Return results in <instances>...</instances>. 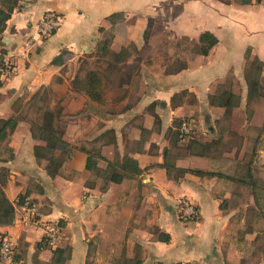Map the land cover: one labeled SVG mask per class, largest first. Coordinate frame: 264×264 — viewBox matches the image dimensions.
Returning <instances> with one entry per match:
<instances>
[{"label":"crops","instance_id":"0c3cea01","mask_svg":"<svg viewBox=\"0 0 264 264\" xmlns=\"http://www.w3.org/2000/svg\"><path fill=\"white\" fill-rule=\"evenodd\" d=\"M18 1L0 35V120L50 93L74 149L51 178L47 161L35 156L45 144L28 121L0 142V153H10L0 157V188L14 208L13 222H0V238L15 242V261L264 264V68L259 75L251 65H264V0ZM48 14L62 23L43 39L38 27ZM155 27L167 32L171 50L185 42L192 55L169 49L163 57ZM204 34L218 41L207 57L197 53ZM105 41L112 53L128 52L119 70L101 59ZM85 59L120 76L103 78L101 101L78 87ZM255 81L259 94L249 95ZM183 198L197 207L198 221L180 218ZM27 203L38 223L28 219ZM50 224L60 228L55 246L44 241Z\"/></svg>","mask_w":264,"mask_h":264},{"label":"trees","instance_id":"16d2710c","mask_svg":"<svg viewBox=\"0 0 264 264\" xmlns=\"http://www.w3.org/2000/svg\"><path fill=\"white\" fill-rule=\"evenodd\" d=\"M0 35H2L7 27V22L11 18L13 12L19 9L18 0H0ZM46 39V38H45ZM200 47L197 49L198 54L207 57L210 51L217 45L218 41L211 34H204L200 38ZM109 41H105L100 49V52L103 53V58L107 69L119 70L121 63H124L127 59V50H122L119 54L112 53L109 49ZM253 68L261 74L264 65L255 60L251 63ZM2 70V68H0ZM0 70V71H1ZM105 77V73H100L98 71H90L85 77L84 81L81 82L83 90L86 94L93 99L94 101H101L102 97V82ZM1 78V72H0ZM259 81L253 82L249 85V95L252 93L259 94ZM250 83V82H249ZM2 82L0 80V87ZM47 91V90H46ZM33 99H36L33 98ZM231 97H227V101L223 104V107L227 109V112L231 111L233 104L230 100ZM211 105L216 106V102L211 98ZM62 113V109L59 111H54V108L49 107H40L39 114L41 115V122H35L34 120H29L25 117L17 116L9 120H0V142L7 140L9 133L13 131L19 122L28 121L32 128L33 137L45 144L44 147L39 146L35 148V156L37 159H43L47 161L48 165L46 167L47 174L51 178H55L60 174V171L64 163L70 159L72 150L74 149L70 144H68L63 139V131L60 129L58 122ZM87 161V170L94 168L95 163L92 160V155L88 153ZM166 167V166H165ZM167 168V167H166ZM168 171L169 168H167ZM112 182L120 183L121 178H116L115 176L111 178ZM20 203H25V196H21ZM264 219V216H263ZM14 220V208L5 198L1 188H0V222L6 225H10ZM48 243L47 239L44 240ZM169 241V239H167ZM42 244H39L37 247H42ZM56 255L62 256L65 251L57 249L54 251Z\"/></svg>","mask_w":264,"mask_h":264},{"label":"built area","instance_id":"2783aa9c","mask_svg":"<svg viewBox=\"0 0 264 264\" xmlns=\"http://www.w3.org/2000/svg\"><path fill=\"white\" fill-rule=\"evenodd\" d=\"M62 20L60 17L54 14L46 15L41 24L38 27V34L40 38H48L55 34L61 27ZM32 42L28 43L27 48L32 49ZM8 71L11 70V64L7 65ZM180 133L182 137H187L191 134L190 128L184 124ZM28 207V219L36 220L38 223L37 209L30 203H27ZM179 216L183 221L196 222L199 219V211L197 207L188 199L183 198L179 201ZM45 236L48 243L51 246H55L59 242L60 238V228L58 224H50L47 226ZM16 257V244L13 240L8 237L0 238V259L9 264H24L22 261H15ZM181 264H192V263H181Z\"/></svg>","mask_w":264,"mask_h":264},{"label":"rangeland","instance_id":"374dc122","mask_svg":"<svg viewBox=\"0 0 264 264\" xmlns=\"http://www.w3.org/2000/svg\"><path fill=\"white\" fill-rule=\"evenodd\" d=\"M1 2V1H0ZM152 33H154L156 36H157V41L154 43V46L156 47L155 50H157L158 52L160 51V53L163 55V57L168 58V55L166 56L165 52L169 51L171 47V45H165L163 42L165 41V37L167 35V32L166 31H162L161 29L159 28H153L152 30ZM163 40V41H162ZM169 53H172V55L174 56H182L185 54V55H192V45H189L185 42H181L179 47H176L175 50H171L169 51ZM160 54V57L158 60H159V63L162 62L163 57L162 55ZM171 60V59H170ZM172 62V61H171ZM80 67H81V72L80 74L78 75V81L77 83L80 84L78 85L79 88H82V84L81 82L84 81L85 77L87 76L88 72L90 71H98L101 73L102 70H104L103 68L105 67V65L103 64H100V62H98V60H89V59H85L81 62L80 64ZM120 76L116 73H112V74H108V76L106 75L104 77V79L107 81H114V82H118L120 80L119 78ZM138 79L136 78L135 81H137ZM53 95L48 93L46 94V92H42L40 93V96L37 97V100L34 104L29 105L27 106L24 110H22L20 116L21 117H25L29 120L31 119H38L40 117L41 119V115L39 114V108L40 107H49L51 109L54 108V111H59L60 109V103L57 101V99H55L54 101V104L57 103V106H54L53 105ZM54 106V107H53ZM1 148V146H0ZM5 153L4 154H1L0 153V157L2 155L3 158H8L10 153H9V149L7 147H5ZM0 152H2V150L0 149ZM0 175H5V172H4V169H0ZM262 224H264L263 221H261ZM264 239V238H263Z\"/></svg>","mask_w":264,"mask_h":264}]
</instances>
